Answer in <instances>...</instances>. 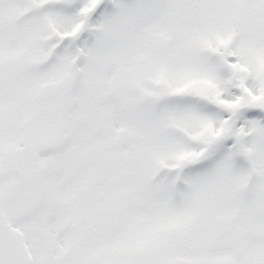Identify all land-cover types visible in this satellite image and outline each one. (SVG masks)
<instances>
[{
    "label": "snow or ice",
    "instance_id": "1",
    "mask_svg": "<svg viewBox=\"0 0 264 264\" xmlns=\"http://www.w3.org/2000/svg\"><path fill=\"white\" fill-rule=\"evenodd\" d=\"M0 264H264V0H0Z\"/></svg>",
    "mask_w": 264,
    "mask_h": 264
}]
</instances>
